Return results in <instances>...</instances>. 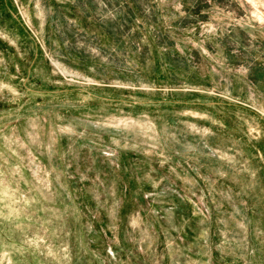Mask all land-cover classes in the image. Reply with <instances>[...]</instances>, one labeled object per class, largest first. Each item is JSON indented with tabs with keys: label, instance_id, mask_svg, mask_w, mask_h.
I'll use <instances>...</instances> for the list:
<instances>
[{
	"label": "rangeland",
	"instance_id": "374dc122",
	"mask_svg": "<svg viewBox=\"0 0 264 264\" xmlns=\"http://www.w3.org/2000/svg\"><path fill=\"white\" fill-rule=\"evenodd\" d=\"M0 264H264V0H0Z\"/></svg>",
	"mask_w": 264,
	"mask_h": 264
}]
</instances>
